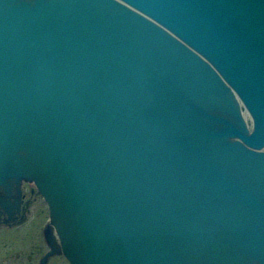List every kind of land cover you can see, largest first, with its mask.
I'll list each match as a JSON object with an SVG mask.
<instances>
[{"label":"water","instance_id":"water-1","mask_svg":"<svg viewBox=\"0 0 264 264\" xmlns=\"http://www.w3.org/2000/svg\"><path fill=\"white\" fill-rule=\"evenodd\" d=\"M264 0H0V204L19 178L71 264H264Z\"/></svg>","mask_w":264,"mask_h":264},{"label":"flooded vegetation","instance_id":"flooded-vegetation-1","mask_svg":"<svg viewBox=\"0 0 264 264\" xmlns=\"http://www.w3.org/2000/svg\"><path fill=\"white\" fill-rule=\"evenodd\" d=\"M22 188L21 219L14 222L15 226L5 220L0 208V264H71L64 255L52 253L44 239L43 230L50 216L46 203L37 196L32 183H24ZM51 231L58 241L54 229Z\"/></svg>","mask_w":264,"mask_h":264},{"label":"bare ground","instance_id":"bare-ground-1","mask_svg":"<svg viewBox=\"0 0 264 264\" xmlns=\"http://www.w3.org/2000/svg\"><path fill=\"white\" fill-rule=\"evenodd\" d=\"M262 90H264V88H262ZM23 183H32L34 186H35V189L37 190V196L40 198V199H42V200H44V202L46 203V201H45V199H44V197H43V195L41 194V192L39 191V189H38V187H37V185H36V183L34 182V181H30V180H26V179H23V178H19L18 179V181H17V184H18V187H19V189H20V193H21V199H22V195H23V188H22V185H23ZM27 196V195H26ZM29 199H30V197H29ZM27 200H28V198H27ZM26 200V201H27ZM38 200V199H37ZM34 202V201H33ZM27 204H29V203H27ZM48 205V204H47ZM0 208L2 209V206H1V204H0ZM25 208V207H24ZM50 209V208H49ZM2 212H3V209H2ZM29 212V211H28ZM49 213H50V210H49ZM1 214V213H0ZM2 215H3V213H2ZM1 216V215H0ZM50 218H51V215H50V217H49V220H50ZM21 218H19V220H20ZM1 223H2V219H1ZM3 224V223H2ZM15 224L16 223H14V226H15ZM18 225V224H17ZM9 226V225H8ZM2 228H4V227H2ZM52 229H54V231L56 232V230H55V228H54V226H53V228ZM44 231V230H43ZM57 235V237H58V241H56V243L58 244V245H60L61 246V251H60V254H62V255H65V257H66V254H65V249H64V246H63V242L60 240V237L58 236V234H56ZM43 237V236H42ZM55 237V236H54ZM66 259H68L67 257H66ZM69 261V260H68ZM65 264V263H64Z\"/></svg>","mask_w":264,"mask_h":264},{"label":"rangeland","instance_id":"rangeland-1","mask_svg":"<svg viewBox=\"0 0 264 264\" xmlns=\"http://www.w3.org/2000/svg\"><path fill=\"white\" fill-rule=\"evenodd\" d=\"M24 184V183H23ZM47 205V204H46ZM47 207H48V205H47ZM48 211H49V208H48ZM49 215H50V213H49ZM50 217V216H49ZM60 254V253H59ZM65 256V255H64Z\"/></svg>","mask_w":264,"mask_h":264}]
</instances>
